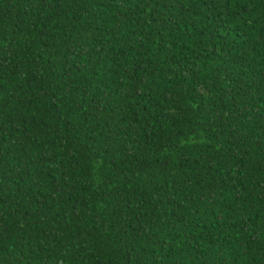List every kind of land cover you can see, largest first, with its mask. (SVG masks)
I'll return each instance as SVG.
<instances>
[{
  "label": "trees",
  "instance_id": "1",
  "mask_svg": "<svg viewBox=\"0 0 264 264\" xmlns=\"http://www.w3.org/2000/svg\"><path fill=\"white\" fill-rule=\"evenodd\" d=\"M0 264H264V0H0Z\"/></svg>",
  "mask_w": 264,
  "mask_h": 264
}]
</instances>
